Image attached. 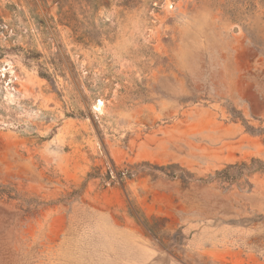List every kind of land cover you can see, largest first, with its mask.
<instances>
[{
    "label": "rangeland",
    "instance_id": "rangeland-1",
    "mask_svg": "<svg viewBox=\"0 0 264 264\" xmlns=\"http://www.w3.org/2000/svg\"><path fill=\"white\" fill-rule=\"evenodd\" d=\"M0 264H264V0H0Z\"/></svg>",
    "mask_w": 264,
    "mask_h": 264
},
{
    "label": "bare ground",
    "instance_id": "bare-ground-1",
    "mask_svg": "<svg viewBox=\"0 0 264 264\" xmlns=\"http://www.w3.org/2000/svg\"><path fill=\"white\" fill-rule=\"evenodd\" d=\"M100 104H102L101 101H98V103L96 104L95 108L96 109L99 108Z\"/></svg>",
    "mask_w": 264,
    "mask_h": 264
}]
</instances>
